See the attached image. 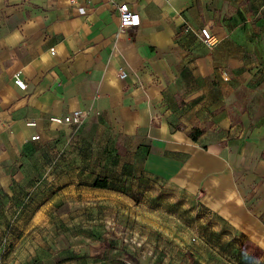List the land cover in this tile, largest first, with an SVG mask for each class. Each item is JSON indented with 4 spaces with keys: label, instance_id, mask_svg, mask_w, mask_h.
<instances>
[{
    "label": "crops",
    "instance_id": "crops-1",
    "mask_svg": "<svg viewBox=\"0 0 264 264\" xmlns=\"http://www.w3.org/2000/svg\"><path fill=\"white\" fill-rule=\"evenodd\" d=\"M116 1L141 25L122 31L112 0H0V221L28 187L34 148L75 125L51 117L81 109L131 143L130 173L172 209L141 224L173 256L200 252L198 228L220 236L224 223L264 251V0ZM193 128L205 132L194 140Z\"/></svg>",
    "mask_w": 264,
    "mask_h": 264
},
{
    "label": "rangeland",
    "instance_id": "rangeland-1",
    "mask_svg": "<svg viewBox=\"0 0 264 264\" xmlns=\"http://www.w3.org/2000/svg\"><path fill=\"white\" fill-rule=\"evenodd\" d=\"M130 146L89 121L39 143L28 187L8 205V223L0 221V264H264V251L225 223L220 236L198 228L206 240L200 252L173 256L169 241L141 224L147 211L172 209L151 191L150 180L130 173ZM98 175L110 178L109 188L93 186ZM142 228L148 245L136 249Z\"/></svg>",
    "mask_w": 264,
    "mask_h": 264
},
{
    "label": "built area",
    "instance_id": "built-area-1",
    "mask_svg": "<svg viewBox=\"0 0 264 264\" xmlns=\"http://www.w3.org/2000/svg\"><path fill=\"white\" fill-rule=\"evenodd\" d=\"M117 5V9L119 12L120 17V29L126 30V29H133L141 25V16L140 14L135 11L128 2L122 1L117 2L116 0H112ZM72 3H75L76 0H71ZM80 12L85 13L86 7L80 6L79 7ZM199 33L203 39V42L208 46L212 47L216 44L215 36L213 35L211 29L208 26H204L199 30ZM52 53L55 54L56 50L55 48H52ZM120 76L123 78L126 76L125 71H121ZM14 82L20 89H26L27 83L23 79L21 75V71H18L14 75ZM86 112H84L81 109H77L75 111H72L71 113L65 115V116H53L51 117V120L57 123H66V124H75L79 125L82 124L85 120ZM29 125H36L35 121H30ZM40 135L36 134L32 137L33 140L39 139Z\"/></svg>",
    "mask_w": 264,
    "mask_h": 264
},
{
    "label": "trees",
    "instance_id": "trees-1",
    "mask_svg": "<svg viewBox=\"0 0 264 264\" xmlns=\"http://www.w3.org/2000/svg\"><path fill=\"white\" fill-rule=\"evenodd\" d=\"M204 132H205L204 129L193 128L190 131V136L194 140H197ZM109 183H110V178L107 175H98L93 183V186L96 188L107 189L109 188ZM104 244L107 248H113V249L116 248V246H114L111 243L105 242Z\"/></svg>",
    "mask_w": 264,
    "mask_h": 264
}]
</instances>
